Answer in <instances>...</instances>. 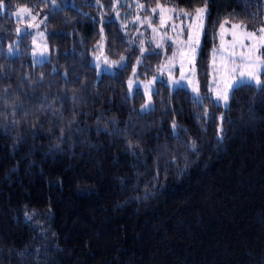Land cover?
<instances>
[{
    "label": "trees",
    "instance_id": "obj_1",
    "mask_svg": "<svg viewBox=\"0 0 264 264\" xmlns=\"http://www.w3.org/2000/svg\"><path fill=\"white\" fill-rule=\"evenodd\" d=\"M113 1L0 0V264H264V73L226 109L160 82L140 113L132 66L147 79L162 57L140 54ZM141 2L206 6L203 88L218 27L264 24L259 0ZM20 7L45 15L46 62L8 14ZM100 28L126 64L97 76Z\"/></svg>",
    "mask_w": 264,
    "mask_h": 264
},
{
    "label": "rangeland",
    "instance_id": "obj_2",
    "mask_svg": "<svg viewBox=\"0 0 264 264\" xmlns=\"http://www.w3.org/2000/svg\"><path fill=\"white\" fill-rule=\"evenodd\" d=\"M259 1L264 4V0ZM21 8L27 11L19 12ZM3 12L4 7L0 4V14ZM143 12L141 0L113 1L114 20L129 34L130 41L137 46L140 54H145L150 47L162 57L158 69L147 79L135 78L138 61L132 66L127 79V95L132 96L135 91L142 94L140 113L152 109L151 96L155 92L156 84L160 82L171 90L186 89L196 101L208 97L221 109L228 107L230 93L236 87L249 84L258 88L262 85L264 39L261 37L264 33H259L258 30L248 31L243 25L235 28L233 25L239 23L224 21L215 32V46L210 51L207 82L203 88L198 79L196 61L202 44L207 9L200 20L196 19L195 11L188 12L170 5L156 7L149 13ZM185 12L189 15H184ZM8 14L19 23L18 34L29 33L31 36L33 65L46 62L49 51L44 32L45 15L27 7H20ZM99 32L100 39L89 55L90 65L95 69L97 76L102 73L113 74L125 66L126 58H111L105 52L101 28ZM251 32H256L257 35L250 37L248 33ZM189 36L192 38L191 45L188 44ZM258 57L260 59H257ZM249 64L252 67H249ZM249 72L259 77L261 85H256L254 81L248 82ZM225 93L228 96L227 103L218 99Z\"/></svg>",
    "mask_w": 264,
    "mask_h": 264
},
{
    "label": "snow or ice",
    "instance_id": "obj_3",
    "mask_svg": "<svg viewBox=\"0 0 264 264\" xmlns=\"http://www.w3.org/2000/svg\"><path fill=\"white\" fill-rule=\"evenodd\" d=\"M25 11H27V9L21 8L19 10V12H25ZM19 12L17 13V15H19ZM195 13H196V19L200 20L202 18V14L206 13V6L204 8L196 9ZM184 15H189V13L185 12ZM233 27L240 28V27H242V25L241 24H236V25H233ZM258 31H259V33H264V27H261ZM248 35L250 37L254 38L257 35V33L256 32H251V33H248ZM261 39H264V36H262ZM188 44L189 45L192 44L191 36H189V38H188ZM192 50L195 51L194 48ZM257 59H260V58L258 57ZM248 66L252 67L251 64H249ZM253 81L255 82L256 85H261V81H260L259 77L257 75H255L254 73L249 72L248 73V82L251 83ZM218 99H223L225 101V103H227V99H228L227 93H225L223 96L218 97Z\"/></svg>",
    "mask_w": 264,
    "mask_h": 264
}]
</instances>
